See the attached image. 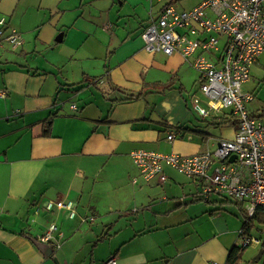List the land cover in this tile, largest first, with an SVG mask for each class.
Wrapping results in <instances>:
<instances>
[{"label": "crops", "instance_id": "crops-1", "mask_svg": "<svg viewBox=\"0 0 264 264\" xmlns=\"http://www.w3.org/2000/svg\"><path fill=\"white\" fill-rule=\"evenodd\" d=\"M166 2L0 0L23 35L0 48V264H225L239 243L241 202L205 199L168 165L167 180H144L131 158L214 150L236 133L224 136V112L196 111L206 99L192 59L145 49ZM49 201L73 202L76 216ZM52 224L46 256L34 240Z\"/></svg>", "mask_w": 264, "mask_h": 264}, {"label": "built area", "instance_id": "built-area-1", "mask_svg": "<svg viewBox=\"0 0 264 264\" xmlns=\"http://www.w3.org/2000/svg\"><path fill=\"white\" fill-rule=\"evenodd\" d=\"M157 1L167 2L142 34L145 49L192 59L206 99L203 107L201 98H194L196 111L203 117L212 111L224 112L237 128L233 139H220L214 150L185 155L140 148L131 152V158L144 180H167L164 165L171 166L198 180L205 199L217 194L236 200L251 216L257 207L264 208V121L249 110L255 94L244 91L243 85L264 53V0H201L189 8L183 5L184 0ZM22 44V33L6 16H0V48ZM7 95L8 90L0 89V97ZM176 134L171 131L168 139L174 140ZM46 207L68 210L71 218L77 214L71 201H49ZM56 229L52 224L41 242L49 243ZM261 243L259 237L244 235L241 229L238 244ZM102 264H118L117 257Z\"/></svg>", "mask_w": 264, "mask_h": 264}, {"label": "rangeland", "instance_id": "rangeland-1", "mask_svg": "<svg viewBox=\"0 0 264 264\" xmlns=\"http://www.w3.org/2000/svg\"><path fill=\"white\" fill-rule=\"evenodd\" d=\"M200 1L201 0H184L183 5L186 8H189V7H192L198 4ZM243 88L255 94L256 100L254 101L252 107L255 106L257 108L258 106H260L262 110H256L255 113H262L264 110V53L259 57V63H256L255 66L252 68L251 77L249 81L246 84H244ZM234 128H237V125L235 122H230V123L228 122L224 124L223 125L224 136L229 137V135H232ZM107 174L111 179V176L109 175V173ZM105 175H106L105 173H102L100 176V179L104 178ZM115 180H118V179H115ZM221 198L225 199L226 197L223 196ZM254 233L257 235V237L259 236L264 237V235L262 234L260 235V233L257 231H255ZM259 250H260V247L258 246V244H252L248 246L242 255V262H244L243 264H263V259L258 263L253 262Z\"/></svg>", "mask_w": 264, "mask_h": 264}, {"label": "trees", "instance_id": "trees-1", "mask_svg": "<svg viewBox=\"0 0 264 264\" xmlns=\"http://www.w3.org/2000/svg\"><path fill=\"white\" fill-rule=\"evenodd\" d=\"M258 62V61H257ZM256 62V63H257ZM255 63V64H256ZM135 98V97H132ZM264 114V112H263ZM224 123V122H222ZM221 123V124H222ZM240 207V212L243 217V225H242V231L244 235L250 236L255 235V231L259 232L260 235H264V208L257 207L255 210V213L253 215H248L245 209L238 204ZM90 219V218H89ZM93 222V220H89V222ZM257 236V235H256ZM106 237L105 235L103 238ZM260 239L262 240L261 243V249L264 250V237L260 236ZM246 246H241L240 244L234 245L228 253V257L225 264H243L242 263V255L244 251L246 250ZM263 264H264V254H263Z\"/></svg>", "mask_w": 264, "mask_h": 264}, {"label": "water", "instance_id": "water-1", "mask_svg": "<svg viewBox=\"0 0 264 264\" xmlns=\"http://www.w3.org/2000/svg\"><path fill=\"white\" fill-rule=\"evenodd\" d=\"M34 242L37 244V246L40 248V250H41L46 256H50V255L52 254L53 249H52V247H51L49 244L44 243V242H40V241H38V240H34ZM263 254H264V250L261 249L260 252H259V254H258V256H257V258L254 259V261H255V262H258V261L262 258Z\"/></svg>", "mask_w": 264, "mask_h": 264}]
</instances>
